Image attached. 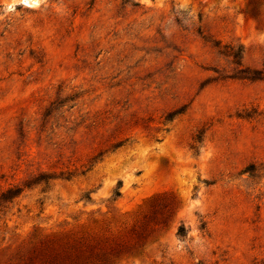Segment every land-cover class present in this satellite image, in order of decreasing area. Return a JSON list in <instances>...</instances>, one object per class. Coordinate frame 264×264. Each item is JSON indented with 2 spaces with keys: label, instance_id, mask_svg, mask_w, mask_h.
<instances>
[{
  "label": "rangeland",
  "instance_id": "obj_1",
  "mask_svg": "<svg viewBox=\"0 0 264 264\" xmlns=\"http://www.w3.org/2000/svg\"><path fill=\"white\" fill-rule=\"evenodd\" d=\"M8 189L0 264H264V0H0Z\"/></svg>",
  "mask_w": 264,
  "mask_h": 264
},
{
  "label": "trees",
  "instance_id": "obj_2",
  "mask_svg": "<svg viewBox=\"0 0 264 264\" xmlns=\"http://www.w3.org/2000/svg\"><path fill=\"white\" fill-rule=\"evenodd\" d=\"M233 58L238 57V52L232 53ZM20 193L19 189H8L0 194V201L7 202ZM183 232V229H179V234ZM90 235L86 233L84 236L67 235L60 238H53L46 241L40 247L37 257L32 259L41 262V264H94L93 260H97V256L94 255V246L89 242ZM119 255V254H117ZM32 262L30 264H32ZM104 264H108L105 260Z\"/></svg>",
  "mask_w": 264,
  "mask_h": 264
}]
</instances>
